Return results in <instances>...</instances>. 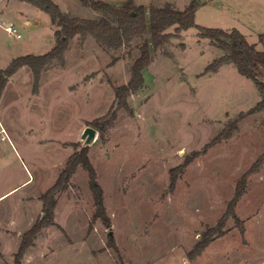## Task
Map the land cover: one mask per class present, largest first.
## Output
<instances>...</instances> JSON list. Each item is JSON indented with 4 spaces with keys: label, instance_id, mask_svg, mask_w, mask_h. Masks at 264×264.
I'll return each mask as SVG.
<instances>
[{
    "label": "rangeland",
    "instance_id": "374dc122",
    "mask_svg": "<svg viewBox=\"0 0 264 264\" xmlns=\"http://www.w3.org/2000/svg\"><path fill=\"white\" fill-rule=\"evenodd\" d=\"M53 1L71 16L103 15L80 0ZM104 1L121 6L126 0ZM134 1L184 9L191 0ZM199 2L196 24L238 28L263 49L264 0ZM4 3L0 68L14 57L51 50L56 38L49 13L22 0ZM9 23L20 38L5 29ZM197 32L194 25L153 50L144 86L125 101L117 88L130 81L150 33L117 48L77 34L64 62L54 59L40 70L37 86L29 65L10 76L0 97V264H16L24 240L29 245L21 264H79L85 255L95 264H165L169 258L172 264H264V162L248 172L264 153V107L257 108L264 93L233 63L206 71L224 50ZM88 125L98 136L82 148ZM85 148L109 224L95 216L81 164L60 178L68 158ZM244 177L234 208L239 221L229 214L223 233L216 230L191 259L189 252L227 213Z\"/></svg>",
    "mask_w": 264,
    "mask_h": 264
},
{
    "label": "trees",
    "instance_id": "16d2710c",
    "mask_svg": "<svg viewBox=\"0 0 264 264\" xmlns=\"http://www.w3.org/2000/svg\"><path fill=\"white\" fill-rule=\"evenodd\" d=\"M32 3L45 11L51 17L55 26V45L46 53L32 54L27 53L17 56L11 60L7 67L0 69V97L10 76L13 75L21 66L29 65L35 72V85H38L40 70L47 62L59 59L64 62V54L69 46L70 39L80 34L84 37L87 34L94 35L101 43L120 47L131 37L150 33V38L145 39L140 47V55L132 64V75L127 85L117 88V96L125 101L126 96L144 86V70L153 60V50L162 46L171 37L178 35L194 25L198 28V36L209 39L210 43L224 50L221 56L214 58L207 66L206 71L217 72L221 66L233 63L239 73L251 78L264 93V81L260 79L261 67H264V32L259 34V42L263 49L257 47L256 42H250L247 36L238 28L223 29L219 27H208L195 23V13L200 6L199 0H191L184 9H178L171 3L163 6L137 4L134 0H126L121 6L104 0H80L84 6L91 7L94 10L102 12L100 18H83L71 16L63 12L60 6L53 0H22ZM172 26L175 32L168 31ZM264 107V99L257 104V108ZM94 120L93 123H98ZM100 123V122H99ZM264 162V153L255 161L251 169L255 170ZM81 164L89 174V185L93 192L97 211L95 216L101 217L106 224H109V218L106 214L104 205L103 188L97 179V173L92 165L86 148L81 152L72 154L68 160L65 169L61 172V177H69L75 171L76 166ZM246 176V174L244 175ZM174 180H172V184ZM246 179L242 178L237 186V190L229 203L227 213L220 219L217 226L210 228L189 252V257L195 259L200 255L212 240V234L218 230L223 233L221 226L225 218L230 214L238 221L234 208L239 198L245 191ZM50 192V191H49ZM48 192V193H49ZM54 205H49V215L52 216ZM42 223L37 224L29 233H34L41 227ZM243 230V227H242ZM30 231V232H29ZM29 238V236H27ZM29 245V240H24L20 245L16 257V264H21L24 251ZM111 245L117 249L114 242Z\"/></svg>",
    "mask_w": 264,
    "mask_h": 264
},
{
    "label": "water",
    "instance_id": "95a60500",
    "mask_svg": "<svg viewBox=\"0 0 264 264\" xmlns=\"http://www.w3.org/2000/svg\"><path fill=\"white\" fill-rule=\"evenodd\" d=\"M118 103V102H117ZM117 107V104L115 105ZM98 136V130L88 125L84 128L81 139L83 140L82 148L93 144Z\"/></svg>",
    "mask_w": 264,
    "mask_h": 264
},
{
    "label": "crops",
    "instance_id": "0c3cea01",
    "mask_svg": "<svg viewBox=\"0 0 264 264\" xmlns=\"http://www.w3.org/2000/svg\"><path fill=\"white\" fill-rule=\"evenodd\" d=\"M8 3V2H7ZM7 3H4V4H1L0 5V19H3V15L6 14V10L8 9V4ZM26 23L27 24H30V20H26ZM15 58V57H14ZM1 69V68H0ZM12 258V257H11ZM173 259L169 258L167 259L166 263L165 264H172L173 263ZM27 262H29V257L27 258ZM79 264H95L92 257L89 258L87 257L86 255L83 256V260L79 263ZM98 264V263H97ZM111 264H117V263H111ZM155 264V263H154Z\"/></svg>",
    "mask_w": 264,
    "mask_h": 264
},
{
    "label": "built area",
    "instance_id": "2783aa9c",
    "mask_svg": "<svg viewBox=\"0 0 264 264\" xmlns=\"http://www.w3.org/2000/svg\"><path fill=\"white\" fill-rule=\"evenodd\" d=\"M5 29L9 32V33H11V34H13V35H16L17 37H21V34L17 31V29H16V27L14 26V24H12V23H9V24H6L5 25ZM1 132H3L4 133V135L2 136V138H5L6 137V133H5V129L2 127L1 128Z\"/></svg>",
    "mask_w": 264,
    "mask_h": 264
}]
</instances>
